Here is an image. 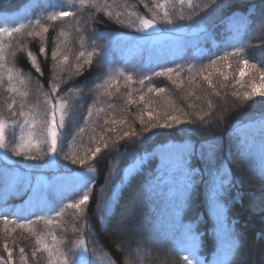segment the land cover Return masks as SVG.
Masks as SVG:
<instances>
[{"label":"trees","instance_id":"trees-1","mask_svg":"<svg viewBox=\"0 0 264 264\" xmlns=\"http://www.w3.org/2000/svg\"><path fill=\"white\" fill-rule=\"evenodd\" d=\"M159 4H165V0H83V3L0 0V29L20 28L11 36L0 35V44L4 46V59L0 62V124L6 126L3 134L7 145L1 154L9 162L7 166L22 173L49 177L85 172L91 167L94 195L101 189L119 185L112 214L104 223L100 220L101 197L90 201L79 213L66 207L80 199L82 193L76 191L50 198L47 211L19 215L13 207L24 202L29 186L18 182L9 187L5 174L0 173V257H7L4 249L7 244L13 264H65L66 256L69 261L75 259L69 254L83 241L90 256L94 251V264H157L149 261L152 254L164 262L184 264L182 256L186 253L178 243L176 209L183 196L184 173L191 169L193 181L189 202L182 212L183 222H193L202 237L198 250L201 264L226 261L229 241L218 235L208 200L213 180L210 158L215 154L224 162L221 202L225 217L239 236L234 264H262L264 149L260 147L258 131L238 130L264 119V99L253 97L243 101L251 83L262 82L264 37L257 34L263 24L264 0H216L215 4L211 0H192V7L187 0L183 4L170 0L165 7L172 24L164 19L165 9L157 7ZM61 10H73L76 15L63 20L50 19ZM141 16L155 17L162 34L198 32L199 48L187 49L180 56L158 64L123 62L108 49L107 41L112 36L139 34L136 28ZM181 16L184 18L180 19ZM43 28L48 31L44 33ZM29 32L40 35L29 36ZM41 48L46 50L45 54H41ZM57 49L68 56V65L57 66L52 58ZM81 51L85 57L93 53L91 65L79 56ZM29 52L42 68V76L28 59ZM224 56L227 60L221 59ZM245 59L249 65L255 64L256 69L249 66L241 79V61ZM213 61L217 62L215 68L211 67ZM168 68L176 70L171 80L155 75ZM202 72L204 75L211 72L213 87L203 79ZM220 72L228 76L227 81ZM128 76L132 77L131 82ZM52 85L58 89L53 100L66 107L51 166L43 126L45 119H50V114L45 115L49 108L45 100ZM160 89L163 91L157 94ZM233 92L241 99H236ZM21 108L36 117L34 139L38 146L31 150L35 159L14 153L21 144V136L27 142L30 127L23 123V117L12 116V112L19 113ZM207 112L212 115L200 121L198 116ZM149 113L153 116L151 120ZM167 116L191 122L173 124L170 128L151 127L153 123H163ZM125 132L137 135L121 139ZM245 140L248 143L243 153L238 152V144ZM177 144L188 148L169 158L155 154L158 149ZM98 145L100 154L88 159L83 167L71 162L72 157L83 158ZM138 163V168L126 176V170ZM249 195H261L263 199L249 203ZM133 197L141 201L139 210L146 224L144 238L139 233L134 235L143 249L138 260L119 246L116 234L119 214ZM47 220L52 223H46ZM20 224L25 228L19 227ZM37 234L42 239L40 245L36 243ZM44 245L53 249L51 257Z\"/></svg>","mask_w":264,"mask_h":264},{"label":"snow or ice","instance_id":"snow-or-ice-1","mask_svg":"<svg viewBox=\"0 0 264 264\" xmlns=\"http://www.w3.org/2000/svg\"><path fill=\"white\" fill-rule=\"evenodd\" d=\"M83 3V0H81ZM170 2V0H165V4ZM181 4L185 3V0H179ZM212 4L216 3V0H211ZM165 4H159L157 7L164 8L163 17L166 20L168 24H172L173 21L169 16V12L167 8L165 7ZM187 4L189 7H192V0H187ZM207 7V6H206ZM76 13L73 10H61L60 12L56 13L55 15L51 16L50 19L52 20H63L66 17H73ZM184 17L181 16L180 19H183ZM139 19V26L136 28L137 31L140 32H146L150 29H153L156 27V21L155 17L152 19H147L144 17H138ZM191 19V17H189ZM129 26H132L131 24ZM23 27V25H21ZM20 28L13 27L11 29L3 28L0 29V35H7L11 36L13 32H19ZM44 33L48 31L47 28H43L42 30ZM29 36L33 35H40V33H33L29 32ZM10 47V45H9ZM41 54H45L46 50L44 48L40 49ZM4 46L0 44V62L4 59ZM92 55L93 53H88L85 57V53L83 51L80 52V57H85L84 62L88 65L92 64ZM52 58L53 60L57 61V66L60 65H68V56L62 55L59 49L52 52ZM28 59L31 61L33 68L37 73H39L41 76L43 75V70L40 67V65L37 63V59L35 56L32 55L31 52L28 53ZM79 59V57L77 58ZM222 60H227V56L221 57ZM216 61H213L211 67L215 68ZM242 67L239 72V77L242 79L245 75V72L249 68V66L252 69H256L255 64L249 65V61L247 59L241 61ZM2 66V64H0ZM79 70V69H77ZM176 70L172 68H168L164 72H157L155 73L156 76H167L168 79H172V75L175 73ZM9 72V80H11V69H8ZM221 76H223L224 80H228V76L224 72L219 73ZM203 76V79L207 81L209 87H213V81L211 79V72H209L207 75H204L203 72L201 73ZM128 81H132V77H127ZM150 79V77H149ZM261 80L262 84L261 87L264 88V72L261 73ZM240 80H237V83H239ZM140 83H143V80L140 81ZM173 83H176V81H173ZM39 87V85H38ZM14 90V89H13ZM57 86L52 85L51 92L48 94V97L45 100V103L49 105V108L47 112L45 113L46 117L50 114V119H45L44 121V130L46 131L47 140L46 143L48 144V153L55 154L57 151V142H58V129L62 128L64 126V120H65V107L66 105L64 103L54 101L52 97H54L55 93L57 92ZM149 91H153V89H149ZM163 89H160L159 92H162ZM217 96L220 95L219 92L215 93ZM232 95L236 97V99H241L240 95L236 92H233ZM261 96L264 97V91H257L256 85L253 84L252 91L245 92L243 94V101H249L252 100L254 96ZM144 97L141 96L140 100L143 101ZM264 102V101H262ZM129 103H132L131 99L129 100ZM208 107L211 109L213 107L212 102H208ZM9 109L11 110V105L9 106ZM23 117V123L26 125H30L28 130V138L27 142H25V137L21 136V144L18 145L14 149V153L16 156H26L29 159H35V155L31 154V150L33 148H36L38 146L37 141L34 139L36 133L34 132L35 126H36V117L34 115H31L30 113H26L23 108L17 112H12V116ZM211 112L204 113L202 115L198 116V119L202 122L205 121V116H211ZM57 116H59V121H57ZM153 118L152 114L149 113V119L151 120ZM191 121H187L184 119H181L177 116H167V118L164 120L163 123H153L151 124L152 128L155 127H162V128H170L173 126V124H183V123H190ZM112 123H117L116 121H112ZM120 123H123L122 121ZM143 123V121H141ZM256 130L259 132L260 136V147L264 149V119L259 120L256 123ZM3 124H0V149L6 148L7 145L5 144V137L3 134ZM111 130V129H110ZM83 131V129H81ZM145 131H149L148 128H145ZM135 136L137 135L135 132H132L131 134L128 132L123 133V135L120 137L121 139H124L129 136ZM248 141L245 140L243 144H238L237 150L238 152L243 153L244 147L247 145ZM104 147H107V144H104ZM101 152V147L98 145L95 150L90 151L85 157L77 159L75 157L71 158V162L73 164L79 163L82 167L86 163L88 159H95ZM69 157H66L68 159ZM210 162L213 168L212 177L213 180L210 185L209 190V208L212 213V215L215 216L216 219V226H217V232L220 236L221 240L227 239L229 241V248L227 250L228 257L226 261L218 262V264H234L236 253L238 251V245H239V236L236 233L235 229L228 223L225 217V207L221 202V193L224 189L225 183H224V162L222 159L217 157L215 154H213L210 158ZM89 173L93 172L94 170L89 167L87 170ZM185 185H184V191L183 196L179 200L178 206L176 211L179 213V217L177 220V233H178V243L183 253H186L182 256V259L184 261V264H201V261L198 258V250L201 246V240L202 237L200 236V233L196 227L193 226V222H190L188 224H185L182 219V212L185 208V206L188 204L190 196V188L193 181V172L191 169H186L185 173ZM93 177L91 176H84L81 183L74 186V191L78 193H82L80 199L77 202L69 203L67 204V208L74 209L77 213L81 212L85 207H87L90 203V201L95 200L97 197H101V204H100V220L101 223H104L107 221L108 217L112 214L114 205L117 200L119 185L112 186L107 189H101L98 194H93ZM5 222H7L5 218ZM31 223V221L29 222ZM46 223H52L51 220H47ZM19 227L25 228L24 224H20ZM28 231H33V229L28 228ZM75 230V229H74ZM262 238H264V233L261 234ZM55 240V237H53ZM37 245L42 244V239L37 234L36 239ZM5 251L7 252V257H0V264H13V255L12 251L8 248L7 244L4 246ZM40 249L38 248L37 251ZM44 250L49 253V256L51 257L53 255V249L50 248L48 245H44ZM21 256L24 254V249H20ZM35 255V253H34ZM71 256H74L75 259L69 261L68 257H65V264H94V251L93 254L90 256L88 254V246L84 244L83 241H81L80 247L70 252ZM204 264H207L205 261Z\"/></svg>","mask_w":264,"mask_h":264},{"label":"rangeland","instance_id":"rangeland-1","mask_svg":"<svg viewBox=\"0 0 264 264\" xmlns=\"http://www.w3.org/2000/svg\"><path fill=\"white\" fill-rule=\"evenodd\" d=\"M263 24L258 30V36L264 37V11ZM261 16V18H262ZM260 18V19H261ZM198 32H178L176 34H162L157 27L146 32H140L137 35H120L112 36L108 41V49L112 51L123 62L137 60L143 65L158 64L164 61H169L175 57L180 56L184 51L190 48H199ZM214 46V44H212ZM261 83L256 85L257 91H264ZM253 83L249 88L252 91ZM264 99L259 95L254 96V99ZM59 121V116H57ZM3 131L5 125H3ZM256 123H249L248 126L239 128L238 131H257ZM244 130V131H243ZM188 148L185 144L168 145L156 150L155 154L161 158H169L184 152ZM144 160V159H143ZM51 166L53 163V154L50 158ZM140 163L126 170V176L134 172ZM9 162L3 159L0 149V173L5 174V180L9 187L15 186L17 182H24L29 186V194L25 201L14 208V212L19 215H27L37 211H47L50 208V198H57L65 194L71 193L74 186L82 182L84 176H91L94 178V173L88 171L74 173L71 175H58L49 177L45 174H30L22 173L14 168H9ZM53 168V167H48ZM19 184V183H18ZM17 184V185H18ZM262 198L261 195H249L248 202H257ZM263 199V198H262ZM140 199L133 197L124 207L121 214H119L120 226L116 232L119 239V246L126 250L130 255L138 260V255H142V246L139 238H135V234L139 233L142 238L145 237L144 228L145 222L142 220L139 210ZM142 249V250H141ZM149 261L157 262V264H173L171 260L164 262L154 254L149 256ZM264 264V257L263 262Z\"/></svg>","mask_w":264,"mask_h":264}]
</instances>
